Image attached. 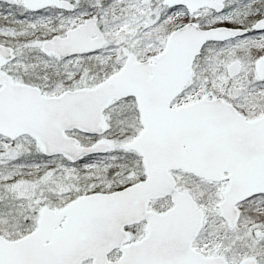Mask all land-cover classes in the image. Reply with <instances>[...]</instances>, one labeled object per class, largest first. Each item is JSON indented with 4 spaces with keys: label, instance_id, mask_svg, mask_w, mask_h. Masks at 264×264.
I'll use <instances>...</instances> for the list:
<instances>
[{
    "label": "snow or ice",
    "instance_id": "1",
    "mask_svg": "<svg viewBox=\"0 0 264 264\" xmlns=\"http://www.w3.org/2000/svg\"><path fill=\"white\" fill-rule=\"evenodd\" d=\"M0 264H264V0H0Z\"/></svg>",
    "mask_w": 264,
    "mask_h": 264
}]
</instances>
